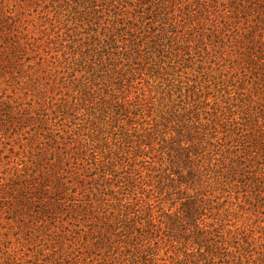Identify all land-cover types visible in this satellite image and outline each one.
I'll return each instance as SVG.
<instances>
[{"label":"rangeland","instance_id":"obj_1","mask_svg":"<svg viewBox=\"0 0 264 264\" xmlns=\"http://www.w3.org/2000/svg\"><path fill=\"white\" fill-rule=\"evenodd\" d=\"M0 264H264V0H0Z\"/></svg>","mask_w":264,"mask_h":264}]
</instances>
